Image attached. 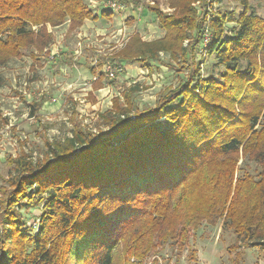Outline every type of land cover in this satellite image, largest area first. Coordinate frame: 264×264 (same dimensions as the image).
<instances>
[{"label": "trees", "instance_id": "16d2710c", "mask_svg": "<svg viewBox=\"0 0 264 264\" xmlns=\"http://www.w3.org/2000/svg\"><path fill=\"white\" fill-rule=\"evenodd\" d=\"M250 1L239 0L237 18L212 11L219 0H173L170 14L147 6L165 36L134 35L111 63L150 73L165 53L177 85L141 111H132V85L123 106L114 99L99 115L104 134L75 128L41 163L13 161L0 199V264H144L168 241L184 250L203 222L231 233V264L243 263L242 250L264 252V18ZM88 19L96 17L84 0H0V66L21 49L50 47L47 26L68 21L70 33ZM203 54L213 60L206 76ZM40 205L34 232L21 210Z\"/></svg>", "mask_w": 264, "mask_h": 264}, {"label": "rangeland", "instance_id": "374dc122", "mask_svg": "<svg viewBox=\"0 0 264 264\" xmlns=\"http://www.w3.org/2000/svg\"><path fill=\"white\" fill-rule=\"evenodd\" d=\"M84 1L92 12H111L110 23L103 21L101 25L106 32L110 33L111 30V53L123 49L134 35L147 42L165 36L159 21L147 6L157 7L164 14L173 12L170 9L173 0ZM110 1H118L120 8L110 10L107 7ZM250 8L251 13L264 18V0H251ZM216 10L233 13L236 18L243 11L239 0H219L212 8V11ZM67 24L68 21L56 29L47 26L46 30L52 34V44L44 52L21 49L19 56L10 58L0 66V199L9 189L8 181L14 174L15 159L25 155L34 163H41L49 157L50 145L71 137L75 128L89 131L94 136L104 134L107 127L99 115L112 109L114 99H120L119 105L123 106L121 94L132 85H136L138 90L133 95L132 111L154 109L162 97L161 92L169 86L177 85L180 76L174 74V69L178 65L171 61L168 54L161 53L159 62H151L150 73L142 71L137 64L131 65L132 68L125 64L112 66L115 78L118 76L116 83L119 86L111 85L106 97L97 94L100 104L91 107L89 96L85 95L89 90L87 77H82L76 70L61 72L55 57L50 54V51L60 53L59 44L67 50L77 44L75 31L66 35ZM227 27H235V24L230 23ZM33 31L36 32L37 28L34 27ZM210 36V32L206 31L204 40L208 41ZM206 44L203 43L204 46ZM201 62V74L206 76L213 60L205 58L203 54ZM186 73L184 71L182 75ZM36 104H40L38 110L34 109ZM242 162L240 159L238 165L241 166ZM247 167L253 174L255 164L247 161ZM40 208L41 205L21 210L28 221V227H32L34 232L37 230ZM233 243L231 233L222 232L221 225L213 228L203 222L197 231L190 233L184 250L179 251L176 245L168 241L151 252L144 264H231L235 252L229 253L227 248ZM192 250L196 252L195 262L191 260ZM242 251V264H264L263 251Z\"/></svg>", "mask_w": 264, "mask_h": 264}, {"label": "crops", "instance_id": "0c3cea01", "mask_svg": "<svg viewBox=\"0 0 264 264\" xmlns=\"http://www.w3.org/2000/svg\"><path fill=\"white\" fill-rule=\"evenodd\" d=\"M93 15L96 17L95 20H85L82 26L75 30L74 33L76 34L77 44L73 49L67 50L59 44L60 53L58 54L57 51H50V54L55 57V62L61 72L70 73V71L76 70L80 72L82 77H87L89 90L85 95L89 96L91 107H98L100 103L96 95L98 94L106 97L111 88L112 80L108 78L105 69L106 67L111 68L114 66L113 63L111 64V58L122 48L111 53V30L109 31L110 33H108L103 26L101 27L103 21L110 23L109 20H111L112 17L111 12L101 10L100 14H97V12L93 11ZM65 32L67 35L68 24L66 25ZM85 54L89 55V57ZM99 63L102 64L101 67H97ZM124 64L128 65L130 68H132L131 65L137 64L142 71L145 70L146 73H148V71L141 68L138 63L131 64L124 62L120 65L122 66ZM91 69H94V73ZM115 75L114 72L113 79L116 82L118 76L115 78ZM96 79H98L97 82ZM98 82L99 86L95 88ZM93 100H95V102H93Z\"/></svg>", "mask_w": 264, "mask_h": 264}, {"label": "built area", "instance_id": "2783aa9c", "mask_svg": "<svg viewBox=\"0 0 264 264\" xmlns=\"http://www.w3.org/2000/svg\"><path fill=\"white\" fill-rule=\"evenodd\" d=\"M107 7L110 9V10H117L120 8V5H118V1H115V2H108L107 3ZM206 42V40H205ZM106 73H107V76L108 78L110 79H113L114 78V72H113V69H111L110 67H106Z\"/></svg>", "mask_w": 264, "mask_h": 264}]
</instances>
